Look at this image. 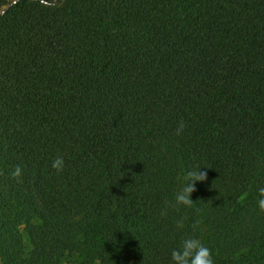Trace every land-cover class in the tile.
I'll list each match as a JSON object with an SVG mask.
<instances>
[{
  "label": "trees",
  "instance_id": "trees-1",
  "mask_svg": "<svg viewBox=\"0 0 264 264\" xmlns=\"http://www.w3.org/2000/svg\"><path fill=\"white\" fill-rule=\"evenodd\" d=\"M1 11L0 264H170L180 215L216 264H264V0ZM194 164L198 213L161 216Z\"/></svg>",
  "mask_w": 264,
  "mask_h": 264
},
{
  "label": "clouds",
  "instance_id": "clouds-1",
  "mask_svg": "<svg viewBox=\"0 0 264 264\" xmlns=\"http://www.w3.org/2000/svg\"><path fill=\"white\" fill-rule=\"evenodd\" d=\"M184 128L183 121L177 129V134ZM51 167L57 173L64 169V159L62 156L53 158ZM206 166L191 165L185 167L180 178L179 186L173 193L171 199L164 202L160 215L166 216L170 209L179 211L180 208H192L194 212L199 209L194 208L196 202L191 198V194L195 191L196 182H202L206 179V171L202 168ZM22 175V168L16 165L10 172L13 179L19 180ZM256 196V206L259 211L264 212V187H258ZM187 217L180 215L174 222V232L177 239L174 247L170 250V264H216L211 249L203 242L202 238L195 234L196 230L184 232ZM198 223V221H194ZM99 264V261L97 262Z\"/></svg>",
  "mask_w": 264,
  "mask_h": 264
},
{
  "label": "rangeland",
  "instance_id": "rangeland-1",
  "mask_svg": "<svg viewBox=\"0 0 264 264\" xmlns=\"http://www.w3.org/2000/svg\"><path fill=\"white\" fill-rule=\"evenodd\" d=\"M64 264H75V263L70 262V261H68V262L65 261Z\"/></svg>",
  "mask_w": 264,
  "mask_h": 264
},
{
  "label": "water",
  "instance_id": "water-1",
  "mask_svg": "<svg viewBox=\"0 0 264 264\" xmlns=\"http://www.w3.org/2000/svg\"><path fill=\"white\" fill-rule=\"evenodd\" d=\"M3 11H1L0 13H2Z\"/></svg>",
  "mask_w": 264,
  "mask_h": 264
}]
</instances>
